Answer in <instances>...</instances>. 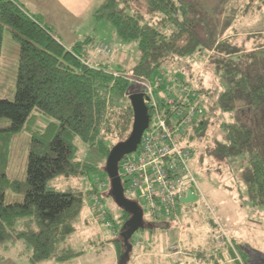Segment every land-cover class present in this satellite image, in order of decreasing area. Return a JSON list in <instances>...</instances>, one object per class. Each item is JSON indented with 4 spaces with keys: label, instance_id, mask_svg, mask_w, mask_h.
<instances>
[{
    "label": "trees",
    "instance_id": "obj_1",
    "mask_svg": "<svg viewBox=\"0 0 264 264\" xmlns=\"http://www.w3.org/2000/svg\"><path fill=\"white\" fill-rule=\"evenodd\" d=\"M196 14V6L182 0H105L95 18L111 22L121 41L137 43L139 60L129 71L136 79L153 80L169 62L202 51ZM6 28L19 45V58L15 98L0 99V120H8L0 124V259L1 252L22 242L31 250L32 263L65 262L76 255L66 242L84 214L85 197L99 190L58 191L48 183L58 177H96L100 168L79 159L76 140L107 160L116 145L112 140L125 141L132 131L129 96L141 90L124 77L128 70L90 62L93 38L65 46L41 16L30 14L17 0H0V57ZM248 37L250 48L229 38L211 44L210 61L227 88L217 95L196 90V104L204 114L178 142L204 145L201 150L220 165L242 163L248 200L264 206V31ZM39 117L48 120L42 131L34 129ZM26 130L31 142L22 181L6 170L12 138ZM211 139L214 144L208 146ZM104 177L110 183L106 173ZM110 192L111 184L106 194ZM8 194L23 200L7 203ZM130 217L121 209L111 221L124 226ZM151 226L145 221L144 229ZM113 244L123 264L131 239L126 245L119 235Z\"/></svg>",
    "mask_w": 264,
    "mask_h": 264
},
{
    "label": "rangeland",
    "instance_id": "obj_2",
    "mask_svg": "<svg viewBox=\"0 0 264 264\" xmlns=\"http://www.w3.org/2000/svg\"><path fill=\"white\" fill-rule=\"evenodd\" d=\"M17 1L33 15L46 10L44 23L55 25L54 32L65 46L70 47L75 40L83 41L90 37L94 39L95 45L97 44L95 49L102 43L111 47L110 55H97L101 60H93L92 63L103 62L111 70H128L125 73H130L129 70L137 64L139 60L137 43L121 41L111 22L96 20L95 13L105 0ZM182 1L194 4L197 8L198 14H196L195 21L203 42L202 51L188 57L176 58L165 66L169 69L168 72L156 71L153 79L160 78L163 82L159 93L174 92L175 84L171 82V79L177 78L180 82L193 84L196 90L202 88L215 92L216 95L220 94L227 88V80L217 72L210 61L211 44L229 38L232 44L250 48L252 43L249 41L248 35L264 31V3L261 0ZM71 3L76 6L75 9L70 7ZM63 13L67 17L65 21L64 19L54 20ZM92 53H94L93 49L89 52L90 56ZM18 58L19 45L12 37L10 29L6 28L0 57V99L12 101L15 98ZM89 58L92 60V57ZM7 123V119L0 120V124ZM47 124V119L39 117L34 129L42 131ZM216 126L214 129L217 128ZM183 134L184 129L178 133L177 137L181 139ZM30 142L31 135L27 130L12 138L6 170L9 177L26 180ZM112 142L119 143L117 140H112ZM183 142L193 150L190 167L197 182L194 191L198 195V200L192 203H179L178 216L175 219H165L161 223L169 224L165 230L163 228L166 225L155 226L152 224L151 216L144 202L141 201L139 204L144 211V219L148 225L153 226H151L152 229H140L131 237L132 251L127 263L176 264L177 262L172 258L158 256L156 249H152V244L158 242L160 248L157 250L164 248L163 253H166L167 246L171 242H175L179 236H181V240L184 238L186 247L193 244L197 250L201 245L203 251L206 252V259L210 260V250H215L214 244L208 238L209 223L213 216L211 211H213L231 237V243L229 242L226 247L221 244L217 248L223 251V257L226 260L231 258L236 260L235 263L231 262L230 264H264V206H255L248 200L247 190L239 170L242 163L238 162L232 166L220 165L217 160L206 155L203 151L204 145L190 146L188 142ZM206 144L211 146L214 144V140L211 139ZM76 147L80 160L90 162L100 168L96 177L86 176L70 180L58 177L51 180L48 187L58 191L80 187L89 191L94 187L95 181L99 180L103 186L97 187L102 205L114 214L112 220L115 219L117 215H120L121 209L115 204L113 198L106 194L110 188L109 181L104 177L107 160L96 148H90L78 139ZM122 164L123 161L120 166ZM120 173L123 174L122 169H120ZM88 199L90 203H93L94 198L91 195H88ZM22 200V195L8 194L7 196V203L22 202ZM83 218L84 214L76 223V232L66 242V247L76 254L67 261L32 263L31 250L22 242H18L9 250L1 252L0 264H118L116 262L117 255L111 244L121 234L123 225L119 223L110 225L108 218L97 216L92 218L94 220L90 218V222L85 224ZM136 242H140L142 245H151V247H146L147 252H151L150 256L142 257L144 252H140ZM180 245L182 254H184L182 244ZM158 252L162 254L161 251ZM119 262L121 264L122 261Z\"/></svg>",
    "mask_w": 264,
    "mask_h": 264
},
{
    "label": "built area",
    "instance_id": "obj_3",
    "mask_svg": "<svg viewBox=\"0 0 264 264\" xmlns=\"http://www.w3.org/2000/svg\"><path fill=\"white\" fill-rule=\"evenodd\" d=\"M94 52L96 55L108 56L111 47L102 43ZM119 75L121 74L115 73V76ZM123 75L135 83L148 98L146 104L150 116L149 127L143 134L138 150L126 156L120 166L123 170V174L120 175L125 195L138 203L144 202L153 225H164L161 224L163 220L175 219L178 216L179 203L188 191L197 195L194 191L197 182L190 167L193 150L178 142L177 136L181 130L184 129L185 132L199 120L204 110L196 104L198 93L193 84L172 78L175 91L159 93L163 84L160 78L136 79L131 73ZM94 187L103 186L96 180ZM93 198L90 206L93 217L108 218V223L113 225L111 221L113 213L102 205L98 194H94ZM211 214L213 216L209 227L216 230L212 236L213 242L216 245L231 243L219 219L213 211ZM136 245L142 244L136 242ZM169 255L174 259L182 256L180 242L170 246Z\"/></svg>",
    "mask_w": 264,
    "mask_h": 264
},
{
    "label": "water",
    "instance_id": "obj_4",
    "mask_svg": "<svg viewBox=\"0 0 264 264\" xmlns=\"http://www.w3.org/2000/svg\"><path fill=\"white\" fill-rule=\"evenodd\" d=\"M148 98L142 93H133L129 96V101L134 113V123L129 137L117 143L111 149L106 162L105 172L110 180L111 194L115 204L122 210L130 214V219L121 230L120 236L126 245L129 239L140 229L145 228L144 211L140 204L126 197L122 177L120 175V163L126 156L135 153L141 143L144 132L150 124L149 109L146 104ZM198 200V196L188 191L181 202L192 203ZM132 251L129 245L128 252Z\"/></svg>",
    "mask_w": 264,
    "mask_h": 264
},
{
    "label": "crops",
    "instance_id": "obj_5",
    "mask_svg": "<svg viewBox=\"0 0 264 264\" xmlns=\"http://www.w3.org/2000/svg\"><path fill=\"white\" fill-rule=\"evenodd\" d=\"M70 7L71 8H73V9H75L76 8V6H74V4L73 3H71L70 4ZM46 10H44L42 13H40V14H35V15H39V16H41L43 19L46 17ZM46 19V18H45ZM58 19H64V21H65V19H67V17L65 16V13H63V14H60L59 15V17L57 16V18H54V20L55 21H57ZM49 26H51L53 29H54V31H55V25L54 24H48ZM118 37V36H117ZM88 38H90V37H87V39ZM119 38V37H118ZM87 39H85V40H87ZM85 40H83V41H81V40H75V42L72 44V46H70V47H73L76 43H78V42H84ZM119 40V39H118ZM94 43V47L97 45H95V42H93ZM92 48L93 49V52H94V49L95 48ZM90 57H92V60H90V62H92L93 60H96V61H100L101 60V58L100 57H98L96 54H95V52L94 53H92L91 54V56ZM99 63H103V62H99ZM168 70L169 69H167L166 67L165 68H163V70L162 71H164V72H168ZM94 195V194H93ZM93 195H91L92 196V198H93ZM91 204L92 203H90V201H89V199H88V196H86L85 197V211H84V223L85 224H88L87 222H90V220L92 219V218H94L93 217V215H92V213H91V209H90V206H91ZM114 215V214H113ZM91 218V219H90ZM92 220H94V219H92ZM168 223V222H167ZM221 223V222H220ZM164 225H166V227H164L163 229L165 230V229H167L168 227H169V224H165L164 223ZM222 225V224H221ZM223 227V226H222ZM224 228V227H223ZM209 229H210V227H209ZM224 230L226 231V233H227V236H228V239L230 240V236H229V232L224 228ZM216 231V230H215ZM214 230H212V229H210V233H209V235H208V238H210V240H211V242L214 244V249L215 250H213V249H211L210 250V260H207L206 259V252L205 251H203V247H201V245H199L198 246V249L196 250L195 249V246L193 245V244H191V246H189V245H187V247L185 246V242H184V238H183V240H181V236H179L178 238H177V240L175 241V242H171L170 244H169V246H167V249H166V253H163L164 252V248H162V249H160V250H157V249H159L160 248V244L158 243V242H156V244L154 243V244H152V249H156L155 251H156V253L158 254V256H165L166 258H172V257H170V255L168 254L169 253V248H170V246L171 245H173V244H176V243H179L180 242V244H182V247H183V250H184V254H182V256H181V258H179V259H174V258H172L173 260H175L177 263L176 264H185L186 262H187V264H230L231 262H236V260H234V258H231V259H229V260H226V258L225 257H223V251L222 250H220V249H217L218 247H220V245H216L214 242H213V240H212V236H213V233L215 232ZM116 234V233H115ZM114 241V240H113ZM231 241V240H230ZM227 243V244H226ZM225 244H223V245H221V246H224L225 245V247L228 245V243L229 242H226ZM151 244V243H150ZM112 245V249H114V252H115V254L117 255V252H116V249H115V245L114 244H111ZM155 247H154V246ZM137 246V245H136ZM137 247H139V249H140V252L142 251V252H144V255H141L142 257H148V256H150V253L151 252H147V250H146V247H151V245H141V246H137ZM224 250V249H223ZM158 251H161L162 252V254H159V252ZM215 254H214V253ZM213 253V254H212ZM214 256H216V257H214ZM117 258H118V255H117ZM119 260V258L118 259H116V262L118 263V264H120V262L118 261ZM126 262H123V264H130V263H127V261H128V259L127 260H125ZM173 264V263H172Z\"/></svg>",
    "mask_w": 264,
    "mask_h": 264
}]
</instances>
